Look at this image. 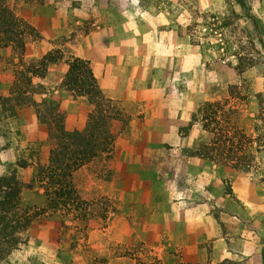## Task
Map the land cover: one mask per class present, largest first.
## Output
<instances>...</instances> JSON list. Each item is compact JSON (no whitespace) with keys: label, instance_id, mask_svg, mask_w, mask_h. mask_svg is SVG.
Masks as SVG:
<instances>
[{"label":"rangeland","instance_id":"374dc122","mask_svg":"<svg viewBox=\"0 0 264 264\" xmlns=\"http://www.w3.org/2000/svg\"><path fill=\"white\" fill-rule=\"evenodd\" d=\"M4 2L40 37L20 51L0 33V175L22 183L30 220L0 264H192L174 245L185 240H200L189 255L211 264L218 222L231 233V209L247 206L234 237L264 240V0ZM89 34L103 53L137 55L128 81L145 78L155 98L130 110L113 100L126 117L114 123L113 176L96 160L78 167L69 202L54 207L49 120L85 127L92 106L64 79ZM197 207L205 218L188 232Z\"/></svg>","mask_w":264,"mask_h":264},{"label":"trees","instance_id":"16d2710c","mask_svg":"<svg viewBox=\"0 0 264 264\" xmlns=\"http://www.w3.org/2000/svg\"><path fill=\"white\" fill-rule=\"evenodd\" d=\"M11 10L4 0H0V33L6 43L11 42L12 47L23 51L25 42L40 36L33 26L17 19ZM56 60L52 55H45L42 63ZM68 65L64 84L74 95L86 96L92 109L81 130L65 129L61 113L52 115L49 120L54 129L52 133L55 146L50 151L45 177L55 188L49 199V205L54 207L58 203L65 205L69 202L72 191L68 178L80 166L99 161L103 178L111 179L117 136L114 123L116 120L126 121L122 108L103 94L88 60L72 57ZM5 99L8 98H4V101ZM47 107L51 109L50 104ZM21 194L22 183L14 172L0 175V260L20 246L24 240L22 234L30 224L22 209Z\"/></svg>","mask_w":264,"mask_h":264},{"label":"crops","instance_id":"0c3cea01","mask_svg":"<svg viewBox=\"0 0 264 264\" xmlns=\"http://www.w3.org/2000/svg\"><path fill=\"white\" fill-rule=\"evenodd\" d=\"M93 37V34H89L81 39L76 48V55L91 61L94 75L99 80V85L103 93H105V96L120 102L126 110H130V108L137 104H152L155 97L153 96L151 86L145 78L141 79L137 84L133 81H128V79H131L137 71L134 64V61L138 59L137 55L129 54L124 57L123 55L117 54L115 51L110 54L107 52L103 53L101 51V47H103L101 46V42L94 41ZM143 59H145V57ZM144 68L143 72L147 69L146 65ZM194 163L197 165L199 162ZM233 173L236 174L238 172L234 171ZM201 175L202 173L199 174L200 178ZM249 200L250 197L247 198L245 195L244 199H242L243 203L241 202V204H249ZM195 205L198 206V202H196ZM238 209L239 208L231 209V211H235L236 213L234 217H231V233L225 232L224 229H222L221 224L218 222L220 229L219 235H217L212 246L211 264H222L226 259L231 261L236 260L231 264H264V240H261V238L253 240L249 235L247 236L244 228L243 231L245 232L242 234V238L234 237V234L237 233L236 231L239 230V227H237V222H239L237 214L240 217L241 215H246V211L249 207L247 206L243 209L244 214ZM199 211L200 210L197 207L192 218L184 221V230L190 232L191 226L188 225H191L192 223L198 224L205 218L206 214ZM242 218L244 219L245 217L242 216ZM236 219L238 221H236ZM200 243V240L196 242L194 240L174 242V245L179 246L182 250L181 261L183 263L197 264L206 261L200 256L189 255L195 250L201 251L202 247ZM253 243L256 246L254 253L249 249Z\"/></svg>","mask_w":264,"mask_h":264}]
</instances>
